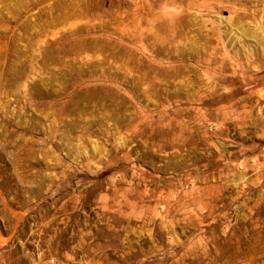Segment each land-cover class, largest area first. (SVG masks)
I'll use <instances>...</instances> for the list:
<instances>
[{
  "label": "rangeland",
  "instance_id": "374dc122",
  "mask_svg": "<svg viewBox=\"0 0 264 264\" xmlns=\"http://www.w3.org/2000/svg\"><path fill=\"white\" fill-rule=\"evenodd\" d=\"M0 264H264V0H0Z\"/></svg>",
  "mask_w": 264,
  "mask_h": 264
}]
</instances>
